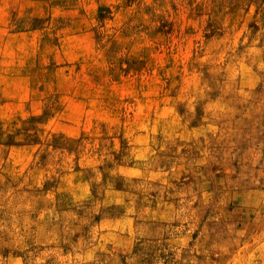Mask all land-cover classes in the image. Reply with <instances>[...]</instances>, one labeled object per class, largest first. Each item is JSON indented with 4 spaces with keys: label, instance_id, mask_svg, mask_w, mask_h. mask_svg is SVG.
<instances>
[{
    "label": "rangeland",
    "instance_id": "374dc122",
    "mask_svg": "<svg viewBox=\"0 0 264 264\" xmlns=\"http://www.w3.org/2000/svg\"><path fill=\"white\" fill-rule=\"evenodd\" d=\"M0 264H264V0H0Z\"/></svg>",
    "mask_w": 264,
    "mask_h": 264
}]
</instances>
